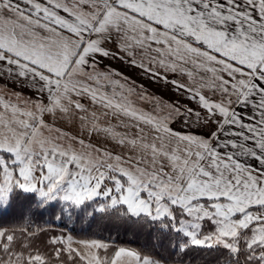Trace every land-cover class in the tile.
I'll return each mask as SVG.
<instances>
[{"label": "snow or ice", "instance_id": "obj_1", "mask_svg": "<svg viewBox=\"0 0 264 264\" xmlns=\"http://www.w3.org/2000/svg\"><path fill=\"white\" fill-rule=\"evenodd\" d=\"M0 217V264H264V0H0Z\"/></svg>", "mask_w": 264, "mask_h": 264}, {"label": "trees", "instance_id": "obj_2", "mask_svg": "<svg viewBox=\"0 0 264 264\" xmlns=\"http://www.w3.org/2000/svg\"><path fill=\"white\" fill-rule=\"evenodd\" d=\"M50 217H45L44 220H50ZM44 220L38 221V223L44 224ZM21 221L12 217L2 218L0 217V227L10 228L17 226ZM48 226V225H45ZM55 231L63 230L62 225H59L58 222H54L51 225ZM75 227L77 233L81 236H94L96 238H108L111 237L115 240L116 243L121 245H126L134 248H143L144 246H151L154 242L152 238L149 237L147 233H133L125 231L124 229L117 230L113 228L106 219H98L95 224H92L91 227H88V224H69L68 228L71 229ZM86 229V231L81 232V229ZM76 234V233H74Z\"/></svg>", "mask_w": 264, "mask_h": 264}, {"label": "crops", "instance_id": "obj_3", "mask_svg": "<svg viewBox=\"0 0 264 264\" xmlns=\"http://www.w3.org/2000/svg\"><path fill=\"white\" fill-rule=\"evenodd\" d=\"M112 66L114 68L119 69L120 71L125 72V74H127L129 76H132L134 79H139L138 76L136 75L135 70H130L127 67L122 66V65H120L118 63H114ZM140 82L141 83H147L146 81H140ZM148 86H149L150 90L157 91V92H162V90L159 89L156 85H148ZM163 94H165V95H171L170 93H167V92H163Z\"/></svg>", "mask_w": 264, "mask_h": 264}]
</instances>
